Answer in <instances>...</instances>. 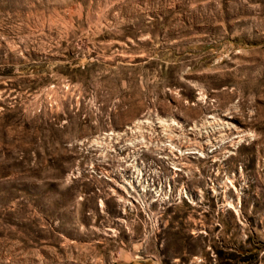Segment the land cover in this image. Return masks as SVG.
<instances>
[{
    "label": "rangeland",
    "instance_id": "374dc122",
    "mask_svg": "<svg viewBox=\"0 0 264 264\" xmlns=\"http://www.w3.org/2000/svg\"><path fill=\"white\" fill-rule=\"evenodd\" d=\"M0 264H264V0H0Z\"/></svg>",
    "mask_w": 264,
    "mask_h": 264
},
{
    "label": "bare ground",
    "instance_id": "6f19581e",
    "mask_svg": "<svg viewBox=\"0 0 264 264\" xmlns=\"http://www.w3.org/2000/svg\"><path fill=\"white\" fill-rule=\"evenodd\" d=\"M139 129V128H138ZM135 142L134 141H132V144H134Z\"/></svg>",
    "mask_w": 264,
    "mask_h": 264
}]
</instances>
